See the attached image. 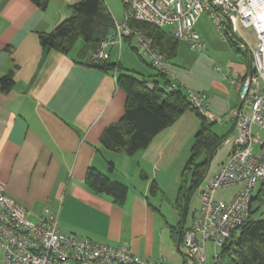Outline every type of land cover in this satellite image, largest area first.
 <instances>
[{
  "label": "crops",
  "instance_id": "1",
  "mask_svg": "<svg viewBox=\"0 0 264 264\" xmlns=\"http://www.w3.org/2000/svg\"><path fill=\"white\" fill-rule=\"evenodd\" d=\"M51 1L43 8L34 0H0V79L8 75L14 81L7 90L0 83V182L32 220L53 214L62 231L127 244L153 261L184 264L177 198L199 116L188 109L132 154L102 148L105 129L125 114L127 95L117 72L78 62L82 42L69 54L41 44L39 33L63 20L60 13L50 14ZM205 22L196 24L205 48L195 50L181 40L177 56L165 61L167 76L187 91L206 93L208 109L226 117L240 105L230 78L244 77L249 60ZM90 166L128 184L126 198L120 202L91 191L85 183ZM190 203L186 228L199 209L189 216Z\"/></svg>",
  "mask_w": 264,
  "mask_h": 264
},
{
  "label": "built area",
  "instance_id": "2",
  "mask_svg": "<svg viewBox=\"0 0 264 264\" xmlns=\"http://www.w3.org/2000/svg\"><path fill=\"white\" fill-rule=\"evenodd\" d=\"M123 19L112 14L114 31L93 53L95 60L110 57V48L131 37V45L153 66L167 72L165 57L142 30L129 26L135 18L171 26L175 37L192 49L202 50L205 43L196 29L202 13L209 17L224 40L235 39L249 60L244 77L232 76L240 105L228 116L208 109L207 94L188 90L196 109L209 121H233L234 135L225 139L231 146L228 158L217 173L199 191L201 204L191 226L184 230V264H208V249L215 248L214 263H220L222 247L235 229L253 218L255 210H264V0H122ZM254 42V44L252 43ZM173 81L170 88L177 87ZM234 188L227 199L216 198L221 189ZM29 209L10 196L0 182V246L4 264H168L134 253L127 244L114 246L82 237L59 228L56 215L32 220Z\"/></svg>",
  "mask_w": 264,
  "mask_h": 264
},
{
  "label": "trees",
  "instance_id": "3",
  "mask_svg": "<svg viewBox=\"0 0 264 264\" xmlns=\"http://www.w3.org/2000/svg\"><path fill=\"white\" fill-rule=\"evenodd\" d=\"M34 1L45 8L49 0ZM71 6L73 14L63 19L52 31L39 33V38L44 47L65 54L76 50L78 42L82 40V47L77 52L78 62L105 71L117 72L118 85L127 95L125 114L119 122L105 129L100 140L102 148L111 152L135 153L147 147L160 131L175 123L188 109L195 111L201 120L190 158L182 174L177 198V206L182 214L178 241L182 242L189 203L207 178L210 159L233 128L219 136L213 130L216 122H211L200 114L189 100L188 91L180 84L171 89L170 86L175 80L148 61L146 63L149 67L155 70L151 79L138 76L135 69L124 67L121 59H114L113 48H110L109 58L95 60L93 53L114 31L112 13L105 0H78ZM128 23L129 26L138 28L151 37L153 46L166 60L177 56L181 40L175 37L171 29L167 30L165 27L135 18H131ZM125 41L132 46L131 37H127ZM231 43L236 50L241 51L235 39H232ZM132 49L137 52L134 46ZM159 78L163 79V85ZM150 82L155 84L153 89L146 85ZM0 83L2 89L7 90L14 81L11 76L5 75L0 79ZM203 154L206 158L201 159ZM107 162L109 171H112L113 160L108 159ZM85 183L94 193L112 196L120 202L126 198L129 189L125 182L110 178L108 174L94 166L88 168ZM232 235L233 238L221 249L219 264H264V218L249 220L235 229Z\"/></svg>",
  "mask_w": 264,
  "mask_h": 264
},
{
  "label": "rangeland",
  "instance_id": "4",
  "mask_svg": "<svg viewBox=\"0 0 264 264\" xmlns=\"http://www.w3.org/2000/svg\"><path fill=\"white\" fill-rule=\"evenodd\" d=\"M78 0H52L49 3V12L52 15H57L58 13L61 14V16L63 17V19L71 16L73 14V9H72V4L77 2ZM106 4L109 7V10L111 11V13L113 12L114 15L120 20H122V14H123V2L122 0H105ZM201 21H206L205 24L212 26L213 30L217 33V28L211 23L210 21V17L208 14V11L202 13V15L200 16ZM199 18V20H200ZM198 20V21H199ZM165 28L167 30H169L171 28V26H165ZM81 42H83L82 40L78 42V45L81 44ZM254 44V42H252ZM113 58L114 59H121L122 63L124 64V67H128L131 69H135L136 70V74L140 77L142 76H146L147 78L151 79L152 75L155 73V70L151 69L149 67V65L146 63V61H148L149 63H151V60L149 58H147V56H143V58H141V56L132 49V46L129 45V43L127 41L123 42V46L121 47V49L119 48V46H116L113 49ZM144 59V60H143ZM160 79V83L161 85L164 84L163 79ZM233 127V121L232 120H228L227 123H215L213 125V130L219 135L222 136L223 134H225L227 131H229L231 128ZM234 131L232 130L230 133V136L233 137ZM259 135L261 136V138L264 137V131L260 130ZM230 149V145H228L227 143H222L220 145V147L218 148V150L213 154L212 158L210 159V166H209V172L207 174V178L206 180H204V182L201 184V186H203L208 179H210L212 177V175L220 168L221 164L225 161V159L228 156V152ZM206 158V155L203 154L201 159ZM234 188L230 187V188H226V189H221L216 193V198L218 199H227L230 194L233 192ZM201 204V199H200V195H199V189L197 190V192L194 194V196L192 197L191 203H190V213L189 216L192 215L191 212H194L196 209H198L200 207ZM254 214L256 215V217H260V218H264V210L260 209V210H255ZM214 252H215V248L213 245L209 246L208 249V264H213L214 263ZM3 264H4V259H3Z\"/></svg>",
  "mask_w": 264,
  "mask_h": 264
},
{
  "label": "water",
  "instance_id": "5",
  "mask_svg": "<svg viewBox=\"0 0 264 264\" xmlns=\"http://www.w3.org/2000/svg\"><path fill=\"white\" fill-rule=\"evenodd\" d=\"M149 88L153 89L155 84L153 82L147 83L146 84Z\"/></svg>",
  "mask_w": 264,
  "mask_h": 264
}]
</instances>
